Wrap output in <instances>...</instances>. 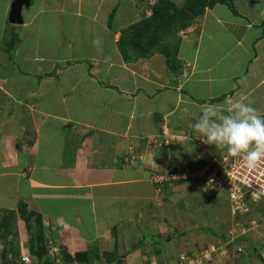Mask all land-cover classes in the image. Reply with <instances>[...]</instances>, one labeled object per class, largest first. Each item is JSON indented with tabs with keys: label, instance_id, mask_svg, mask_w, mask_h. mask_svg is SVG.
<instances>
[{
	"label": "crops",
	"instance_id": "1",
	"mask_svg": "<svg viewBox=\"0 0 264 264\" xmlns=\"http://www.w3.org/2000/svg\"><path fill=\"white\" fill-rule=\"evenodd\" d=\"M36 1L39 7L30 17H25V9L34 0L22 10L23 24L18 27L25 32L36 19L43 24L53 19L57 27L63 15L81 19L76 24L81 28L75 30L70 19V29L64 33L58 27L50 32L58 37L50 50L65 38L66 53L51 55L54 70H37L42 64L36 63L35 70L26 69L22 74L32 80L28 82L32 86H25L24 92L19 89L20 94L0 90V101L12 98L13 102L12 109L6 111L12 115L0 117V185L13 201L0 202V209L27 203L28 209L43 218L60 251L74 257L68 263L81 264L75 259L77 254L91 249L100 252L101 243L113 240L120 224L122 236L116 245L114 238L110 247L114 245L116 250L124 241L130 242L129 246L136 244L139 239L133 234L125 237L133 215L126 211L119 214L118 207V212L110 210L118 202L126 209L130 202L126 195L145 203L152 200L146 207L159 203L153 192L162 189L154 185L152 173L161 167H182V160L173 157V152L178 155L176 147L193 136L202 108L214 104L224 112L230 106L228 101L243 96L264 113V0H260V10L254 0L251 4L240 0L243 11L236 13L227 4L208 8L203 23L213 20L207 28L211 31L205 33L200 26L193 29L183 39L173 67L159 51L137 59L132 50L128 58L121 51V30L140 13L135 10V0H67L72 5L63 10L52 8L50 0ZM9 3L4 8L2 29L10 20ZM59 10L57 17L54 12ZM12 27L17 31V25ZM26 39L30 43V37L19 35L14 51L19 48L24 55ZM57 48L60 46L55 51ZM72 52L73 57L69 56ZM23 55L19 56L25 63L36 62L34 55ZM60 81H66L65 85ZM54 86L59 88V94L53 96L60 97L59 104L48 99V88ZM222 96L223 101H218ZM13 126H17L16 132ZM164 130L173 135L190 134L183 141L166 142ZM243 247L241 252L248 254L250 247ZM263 248L261 252L253 250L245 262L264 264ZM91 260L94 264L98 254L92 252Z\"/></svg>",
	"mask_w": 264,
	"mask_h": 264
},
{
	"label": "rangeland",
	"instance_id": "2",
	"mask_svg": "<svg viewBox=\"0 0 264 264\" xmlns=\"http://www.w3.org/2000/svg\"><path fill=\"white\" fill-rule=\"evenodd\" d=\"M168 1L175 4V7L179 12L180 10H183V7L186 5L185 0ZM12 2L13 0H0V23L3 21V13H5L4 8L6 3L11 5ZM237 2L238 5H235L236 11H243L240 0H237ZM250 2L251 1L249 0V3ZM50 3L52 8L61 10L65 9L68 5H72L71 3H68L67 0H50L48 4ZM156 3L159 4L160 1L135 0V10L140 13L134 20V23H136V21L138 22V20L145 19L147 16H151L154 4ZM252 3H256L257 9L260 10V0H254ZM38 7L39 5L37 1L34 0L33 5H31L29 9H25V17H30ZM206 11L204 15L195 20L193 24L195 26L182 27L177 35L180 38L187 39L188 35H191L192 30H196L199 26V29H203L205 33L211 31V29L207 28L213 24V20L208 24L203 23ZM147 12H149V15ZM54 14L59 17L61 12L60 10L55 11ZM50 15L51 13L48 14V16ZM61 19L62 22L59 26L57 25V27L62 29L63 33L64 29H70L72 21L75 25V30L81 28L79 25H76L78 22H81V19L79 18L73 17L71 19L68 16L63 15V18ZM8 21V25L3 29L0 26V39H2L0 42V90H15V93L20 94L22 93L21 90L24 92L25 86L29 87L31 85L28 82L32 81L22 75L26 69L27 71L35 70L36 67H34V65L39 63L42 65L40 67L37 66V70L40 68H43L44 70L49 68L50 70H54L55 67H51L53 66L51 63L53 60L51 55L53 54V56H57L66 53L64 52L66 49L63 42L65 38L61 45H55L53 50H50L49 47L58 41V37L51 34L53 29H55L54 31L56 32L57 28L53 19L47 24H43L39 19H36L34 23L35 25H32L28 32H25L26 29L18 27L23 23L16 24L12 23L10 20ZM14 24L17 25L16 29L19 35L23 36L25 34V37H30V43H28L27 39L25 40L24 46L26 47V53L24 55L19 53V48L14 51L16 44L13 47V44H9L11 34L15 32L11 30V27ZM119 35L120 34H118V36ZM75 38L76 36H73L74 42ZM56 46H60V48H57L55 51ZM5 48H8L9 51H6ZM19 55L26 56L27 58L34 55L32 56L34 57L32 60L36 62H33V65L30 62L25 63ZM74 55L75 53L72 52L69 56L73 57ZM42 57H44V59H42ZM74 65L76 67V64ZM61 67L57 68H65L64 66ZM21 69L23 71H21ZM26 75L32 76L31 74ZM60 83H64L65 85L66 81H60ZM48 89V99H50V101H55V103L58 102L59 104L60 97H53L54 95L59 94V91H56L59 88L54 86L49 87ZM0 104V117L3 115L6 117L12 115V113L6 112L9 109H12V98H10V101H0ZM4 105H8L9 107L6 109L4 108ZM221 113L226 114V111ZM182 127L185 128L186 126ZM13 129L16 132L17 126ZM185 133L186 134H177L179 141L188 138L190 133ZM192 133L193 136L187 139L189 141L176 147L178 148V151H176L178 155H175L174 150L173 157L176 156L177 159L182 160L180 161L182 167H178L184 172H197L198 170H201L198 172V174L201 175L194 174L195 177L197 176V178L194 177L195 179H192L191 177V179L188 178L186 180H184V178H178L173 180V183H166L167 181H165L164 186H162L163 184L155 183L154 185L157 186V188L162 189L160 192L158 191L159 193L153 192V194L156 195L154 200L159 202L158 204L152 203L149 207H146L145 205L152 202V200L145 203L144 200L139 201L133 195H126L127 198L129 197L130 201L125 206L126 209H122L123 206L119 202L114 208H111V210L109 209L111 212H118L115 208L118 207L119 214L120 212L126 211L127 213H130V215H133L129 221V223L132 222V225L127 224L129 226L127 228L131 229L126 230L125 237L126 239L131 238V235L133 234V236L139 240L133 239L134 241H137L134 246H129L130 242L124 241L115 250L114 245L118 243L117 238H121L122 236L123 224H120L116 229L118 232L113 233L112 237L111 235H108L113 240L115 238V244L110 247L113 240L109 241L108 239L107 241H103L101 243V248L99 249L101 251L98 253L101 256L98 255V260L95 261L94 264H111L105 261L103 257L104 253L113 254L110 256L112 261H117L118 257H120L121 263L116 262L115 264H243L246 258L240 259V248L245 245L247 248L253 247L256 252H259L260 249L263 248L264 241L261 239L264 238V221L262 220L264 214V198L257 201L259 207L256 204L253 205V201H250L251 199L248 197H245L243 200H238L243 209L234 211L235 206H237L236 201L232 198V193L228 191L226 186L224 187L223 184L220 183V178L223 172L218 162L221 158L223 159L224 155H226L224 152L227 151V146L217 148L215 145L205 143L195 129L192 130ZM196 135L197 138H199L198 140L195 138ZM218 151L222 152L219 153ZM199 163L202 164L199 165ZM170 171L176 170L161 167L155 169L152 174L153 176L156 174L167 175ZM178 173L179 172L177 171L176 174ZM152 180H154V178ZM144 186L146 187V184ZM1 189H4L3 185H0V202L7 203L10 200L13 201V199L6 196ZM247 196H250V194ZM26 205L28 206L27 203ZM131 206H134L133 212H131L133 208ZM28 210L30 211V209L27 208V211ZM138 211L142 212L139 214ZM16 213L17 214H14L15 216L10 219L7 216L11 223V228L9 230H5L4 227L0 229V264H41L37 256L30 252L31 237L29 236V233L31 234L32 232L27 230V226L23 222L18 210ZM5 216L6 213L3 214L0 210V224H2L3 217ZM38 218L40 220L37 223L36 221ZM38 218L37 215L34 216L31 223L37 225L33 229V232L37 234L43 232V235H47L45 236L46 241L44 243L46 249L45 260H47L45 263L69 264L65 257H61L64 252H62L63 250L60 251L57 247L59 246L57 244L58 242L53 241V235L51 233V235H49L48 228L47 230L45 229L43 218ZM253 220L257 222L255 225L251 223ZM127 222L128 221L126 220V223ZM163 234L167 235V238L170 239L166 241L163 240L162 242L160 236ZM155 237L158 238L157 241L154 240L156 239ZM109 248V252H106ZM231 248H233L232 254L230 253ZM79 253L85 252L81 250ZM23 258L27 259V263ZM29 260L30 262H28ZM81 264L87 263L81 262ZM246 264L263 263L257 260L256 262L251 261Z\"/></svg>",
	"mask_w": 264,
	"mask_h": 264
},
{
	"label": "trees",
	"instance_id": "3",
	"mask_svg": "<svg viewBox=\"0 0 264 264\" xmlns=\"http://www.w3.org/2000/svg\"><path fill=\"white\" fill-rule=\"evenodd\" d=\"M160 3L154 4L153 13L151 16L146 17L136 23H132L129 26L123 28L121 30V37L118 41L121 51L123 52L126 58L129 57V52L132 50L135 55L136 59L143 56H149L156 51L163 53L166 57L167 63L173 67L174 64L177 63V58L175 57L179 51V47L183 42V38H180L177 34L178 31L183 27H190L195 26L193 25L195 20L198 17L204 15L206 9L208 7L213 8L217 4H227L232 8V11L236 13V9L234 6V0H185L186 5L183 7V10L177 11L175 4L168 0H159ZM114 17L113 15L110 17V23L112 24V20ZM19 34L15 31L11 34L10 43L13 44L12 47L17 44L19 41ZM186 39V38H184ZM6 51H9L8 48H5ZM225 96L218 98V101H223ZM196 164V163H195ZM202 163H199V165ZM252 201V200H250ZM253 205H257V202H253ZM259 207V205H257ZM28 206L23 201H20L17 208L10 209V208H1V212L6 216L3 217L2 224H0V229L4 227L5 230H9L11 228V223L9 221L10 218L14 217L17 213V210L20 213V216L23 222L26 224V228L28 231L32 232L29 233L31 237L30 242V252L35 254L39 259L41 264L45 263V241H46V234L44 233L37 234L33 232V229L37 226L32 224V219L34 216L37 215L35 211H27ZM15 214V215H14ZM4 216V215H3ZM9 219H8V217ZM38 218V217H37ZM41 218V217H40ZM39 218L36 221L39 222ZM35 235H34V234ZM42 234V235H41ZM157 241V237H155ZM161 240H167V235L161 236ZM94 249V248H93ZM254 248H250L248 254L245 252L240 253V259L246 258V262L248 261V257L251 256ZM91 251L95 254H98L99 251L97 249ZM233 248L230 249V253L232 254ZM92 252H85V253H78L75 259L80 262H86L87 264H91V253ZM243 253H245L243 255ZM65 259L67 262H70L74 257L66 251H64ZM99 255V254H98ZM101 256V255H100ZM111 254L104 253L103 257L106 261L111 262L110 259ZM121 261V258L118 257V262ZM244 261V263H246ZM114 262V261H112ZM121 263V262H120ZM243 263V264H244ZM51 264V263H49ZM53 264V263H52Z\"/></svg>",
	"mask_w": 264,
	"mask_h": 264
},
{
	"label": "clouds",
	"instance_id": "4",
	"mask_svg": "<svg viewBox=\"0 0 264 264\" xmlns=\"http://www.w3.org/2000/svg\"><path fill=\"white\" fill-rule=\"evenodd\" d=\"M227 103L230 106L226 114L221 113L218 105L202 108L193 127L205 143L217 148L227 146L230 156L242 158L244 166L254 170L264 161V113L254 108L250 101L246 102L243 96ZM164 183L157 184L164 186ZM251 223L254 224L252 221ZM241 250H245V247L240 248ZM116 262L120 263L118 260L114 261Z\"/></svg>",
	"mask_w": 264,
	"mask_h": 264
},
{
	"label": "built area",
	"instance_id": "5",
	"mask_svg": "<svg viewBox=\"0 0 264 264\" xmlns=\"http://www.w3.org/2000/svg\"><path fill=\"white\" fill-rule=\"evenodd\" d=\"M164 133L167 137L166 142L178 140L177 135L167 133L166 130H164ZM224 154L227 155L228 151L224 152ZM226 155H224L223 159L221 158L218 162L223 172L220 178L221 182H219L222 183L224 187L226 186L228 191L232 193V198H234L237 205L235 206L234 211L243 209L238 200H243L245 197H248L253 202H257L261 198H264V161H262L256 169L250 170L244 166L242 158H234L229 154L227 156ZM177 171L179 172L178 174H176ZM199 171L201 170H198L197 172H184L183 170L177 169L176 171H170L167 175H155L154 182L163 183L165 181H173L178 178H184V180H186L190 177L195 179L197 178L195 175H201L198 174ZM249 194L250 196H247ZM262 219L264 220V214ZM252 222L256 224V221ZM23 260L27 263V259L23 258ZM28 262H30V260Z\"/></svg>",
	"mask_w": 264,
	"mask_h": 264
},
{
	"label": "water",
	"instance_id": "6",
	"mask_svg": "<svg viewBox=\"0 0 264 264\" xmlns=\"http://www.w3.org/2000/svg\"><path fill=\"white\" fill-rule=\"evenodd\" d=\"M31 3V0H13L11 4V10H10V21L12 23H22L23 17H22V10L24 6H29Z\"/></svg>",
	"mask_w": 264,
	"mask_h": 264
}]
</instances>
